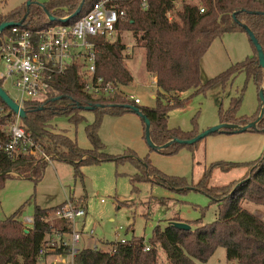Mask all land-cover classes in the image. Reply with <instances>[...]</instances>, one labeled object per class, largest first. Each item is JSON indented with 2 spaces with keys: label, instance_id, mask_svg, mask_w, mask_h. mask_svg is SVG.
<instances>
[{
  "label": "trees",
  "instance_id": "trees-1",
  "mask_svg": "<svg viewBox=\"0 0 264 264\" xmlns=\"http://www.w3.org/2000/svg\"><path fill=\"white\" fill-rule=\"evenodd\" d=\"M98 1L100 0H87L81 13L65 23L61 20L73 16L81 6L82 0H49L43 6L32 5L28 9L23 6L8 14H0V25L23 21L22 25L32 31L60 24L73 25L87 15ZM144 1L147 3L146 9L142 8ZM114 2L125 12V19L116 24V41L110 42L102 36L92 40L96 43L97 75L121 87H127L133 82L134 78L126 66V46L120 38L122 32L133 33L136 42L146 50L147 71L157 79L155 107L136 105L121 95L112 99L91 98L84 91L81 69L75 65L70 67L65 75L54 79L47 101L27 102L24 105L27 117L22 120V126L40 151L33 155L17 152L10 158L4 149L11 139L6 128L14 113L0 98V188L12 177L10 173L31 178L36 183L41 181L48 165L44 156L72 165L75 177L82 175L81 168L85 166L131 161L141 172L133 182H153L178 194L190 190L203 193L218 206L217 220L208 225H201V220L187 222L175 218L169 221L165 228L157 226L149 241L134 238L124 243H113L111 250L81 249L75 256V264H161L160 252L165 254L167 264H207L219 248L226 250L228 262L264 264V221L241 206L242 201L264 206V154L251 164L215 162L193 186L188 185L184 178L161 173L152 167L149 158L138 159L133 153L129 156L105 154L104 145L98 136L105 115L119 117L127 113L134 114L126 107L134 106L150 120L151 140L156 146H164L172 140L188 141L200 134L196 120L193 121L195 129L191 132L168 127L169 114L184 105L178 94L192 89L195 90L194 94H206L212 86L221 84L225 87L242 73L246 76V83L253 81L259 89V94L261 89L264 92V69L259 65L257 49L249 36L254 49L251 58L232 66L208 83H203L201 79L203 58L212 44L226 34H247L248 28L264 51V0ZM178 4L181 6L180 10H176ZM202 8L204 13H201ZM169 14H174L178 21L170 20ZM49 16L55 18V21H50ZM8 30L9 28L5 32ZM0 87H3L2 80ZM242 98L243 92L231 99L228 111L225 112L222 108L219 110L220 124L246 126L258 119L261 104L255 115L236 117ZM93 106L100 107L94 110L97 116L95 122L86 129L92 149H81L75 139L51 130V122L56 116L66 115L71 123L77 124L83 120L80 113ZM248 132L264 133V116L256 128ZM223 134L232 135V132L226 130ZM199 142L193 145L176 143L159 153L173 155L180 148L194 147ZM245 166L249 171L242 180H235L221 187L210 185L215 171L229 173ZM64 204L65 202L52 208L35 206L34 224L28 228V232L22 221L17 218L23 207L9 218L0 220V264H40V251L46 248L53 231H59L61 234H69L72 231V225L65 220L56 219L54 223L49 220ZM173 223L187 224L191 229L176 227ZM194 224H197V227L193 228ZM147 246L149 251L145 250ZM68 251L67 247H59L48 250L46 255H65Z\"/></svg>",
  "mask_w": 264,
  "mask_h": 264
},
{
  "label": "rangeland",
  "instance_id": "rangeland-1",
  "mask_svg": "<svg viewBox=\"0 0 264 264\" xmlns=\"http://www.w3.org/2000/svg\"><path fill=\"white\" fill-rule=\"evenodd\" d=\"M48 1L0 0V14H8L23 6L27 9L32 5L41 6ZM180 9L178 4L176 10ZM169 19L178 21L174 14H169ZM129 33L122 32L120 38L126 46V66L134 80L120 90L121 93L139 97L142 101L139 106L153 108L156 105L153 98L156 88L152 85L153 81L150 82L151 74L146 69V51L136 42L133 33ZM117 37L116 34L111 41H116ZM253 55L254 49L246 33H231L218 38L203 58L202 82L208 83ZM3 70L0 63V72ZM80 74L85 75V72L81 70ZM3 88L11 98L18 97L17 91L9 84ZM258 90L253 81L246 83V76L242 73L225 87L221 84L212 86L206 94H194V89L178 94L184 105L169 114L168 127L191 132L195 129L194 120L200 133L215 127L220 124L219 110L222 108L228 111L231 99L238 97L241 92L243 98L236 117H251L260 108ZM80 115L83 120L77 124L71 123L66 115L56 116L51 122V130L66 134L75 139L81 149L89 150L93 146L86 129L95 122L97 116L94 111H83ZM98 136L104 145L105 154L129 156L133 153L138 159L149 158L152 167L161 173L184 178L188 185L193 186L215 162L251 164L264 154V133L260 132L241 135L215 133L194 147L184 146L173 155L161 154L148 146L145 126L132 113L119 117L105 115ZM50 161H47L43 178L38 183L31 178L11 173L12 177L0 188V220L9 218L23 207L17 218L25 227L31 228L32 225H25V220L33 218L35 206L52 208L70 199L86 212L85 217L76 222V230L82 234L79 248L97 246L99 249L111 250V245L120 241H131L134 238L149 241L157 226L165 228L175 218L187 222L201 220V225L211 224L218 218V206L203 193L190 190L178 194L153 182H133L141 172L131 161L85 166L81 168L82 175L78 177H75L72 165L57 159L50 158ZM248 171L247 166L229 173L215 171L210 185L221 187L235 180L240 181ZM241 206L256 216L264 214V206L248 201H242ZM49 220L53 223L56 221L54 215ZM195 227L197 224L193 225ZM160 262L167 264L162 252ZM207 264L237 263L228 262L226 250L219 248Z\"/></svg>",
  "mask_w": 264,
  "mask_h": 264
},
{
  "label": "built area",
  "instance_id": "built-area-1",
  "mask_svg": "<svg viewBox=\"0 0 264 264\" xmlns=\"http://www.w3.org/2000/svg\"><path fill=\"white\" fill-rule=\"evenodd\" d=\"M142 8H147L145 1ZM204 12L202 8L201 13ZM124 19L125 12L120 10L114 0H100L73 25L60 24L38 31L23 25L9 28L0 35V63L4 69L0 72V80L3 86L9 84L17 91L18 97L13 100L21 107L27 102L43 103L48 100L54 79L65 75L70 67L76 65L85 72V75L80 74L83 77L82 84L85 93L91 98L112 99L121 95L140 105L139 98L121 93V86L97 75V50L92 40L102 36L112 42L111 39L117 34L116 24ZM6 131L11 137L4 149L8 157H14L17 152L33 155L40 151L26 134L18 115H13ZM44 160L51 163L48 156ZM85 215V210L72 200L65 202L54 218L70 223L72 231L69 234L53 231L46 248L40 251V264L50 257L46 255L48 250L59 247H67L69 251L65 255H52L57 258L52 264H75L82 239L81 233L76 230V222ZM27 224L33 226L34 218H26ZM145 250L149 251L150 248L147 246ZM59 257L66 258V261H61Z\"/></svg>",
  "mask_w": 264,
  "mask_h": 264
},
{
  "label": "water",
  "instance_id": "water-1",
  "mask_svg": "<svg viewBox=\"0 0 264 264\" xmlns=\"http://www.w3.org/2000/svg\"><path fill=\"white\" fill-rule=\"evenodd\" d=\"M87 0H82L81 6L79 7V9L75 12V14L69 18H65L62 19L61 21L63 23L67 22L69 19L74 18L76 16H78L81 13L82 7L84 5V3ZM43 6V5H41ZM50 21H55V18L49 16ZM23 24V21L19 22V23H3L0 25V35L8 28L11 27H15V26H20ZM247 30V34L250 37L252 43L254 44V46L257 49L258 52V59H259V65L261 68L264 69V51L262 46L259 44L258 40L256 39L255 35L253 34V32L246 28ZM260 104H261V112L260 115L258 117V119L252 123H249L246 126H238V125H234V124H219L215 127H212L202 133H200L197 137L188 140V141H179V140H172L169 143L165 144L164 146H156L152 140H151V135H150V128H151V122L150 120L140 111L139 108L134 107V106H126L128 107L130 110H132V112L137 115L142 122L145 124L146 127V142L148 144V146L152 149H154L157 152H160L162 150H165L167 148H169L170 146H172L173 144L176 143H185L187 145H193L203 139H205L206 137L215 134V133H224L226 130H230L233 134H240V133H246L248 132L250 129L256 128L257 124L260 122V120L262 119V117L264 116V92L263 89H261L260 91ZM0 98L3 100V102L10 108V110L15 114L18 115L21 120H25L27 117V113L25 111L24 107H21L18 103H16L13 98H11V96L8 94V92L3 88L0 87ZM100 106H93V107H87L85 108V111H94L96 109H98ZM11 174V173H10ZM176 227H180L186 230H190L191 227L187 224H183V223H173ZM26 232H28L26 230Z\"/></svg>",
  "mask_w": 264,
  "mask_h": 264
},
{
  "label": "crops",
  "instance_id": "crops-1",
  "mask_svg": "<svg viewBox=\"0 0 264 264\" xmlns=\"http://www.w3.org/2000/svg\"><path fill=\"white\" fill-rule=\"evenodd\" d=\"M129 34H132L131 32L129 33ZM132 36H133V34H132ZM134 37V36H133ZM135 39V38H134ZM144 49V48H143ZM145 50V49H144ZM146 51V50H145ZM145 65H146V59H145ZM148 72V71H147ZM149 73V72H148ZM133 78H134V76H133ZM151 81L150 82H152V85L156 88V95H157V91H158V87H157V79L153 76V75H151ZM156 95L153 97L154 98V100H156ZM139 98V97H138ZM140 99V98H139ZM140 101H141V99H140ZM141 104H142V101H141ZM140 104V105H141ZM135 115V114H134ZM137 116V115H136ZM241 134H243V133H240V135ZM233 135H239V134H233ZM42 208H45V207H42ZM47 208V207H46ZM51 208V207H50ZM260 219H262L263 221H264V214H261V215H257ZM81 236H82V234H81ZM82 240V239H81ZM81 243V242H80ZM86 248V247H85ZM94 248H97V246L96 247H94ZM82 249V248H81ZM59 259L61 260V261H66V258H64V257H59ZM57 260V258H55V257H49L45 262H43L42 264H52L53 262H55Z\"/></svg>",
  "mask_w": 264,
  "mask_h": 264
}]
</instances>
